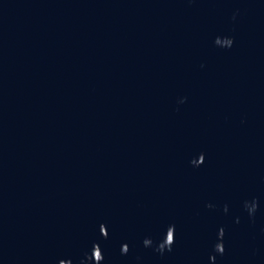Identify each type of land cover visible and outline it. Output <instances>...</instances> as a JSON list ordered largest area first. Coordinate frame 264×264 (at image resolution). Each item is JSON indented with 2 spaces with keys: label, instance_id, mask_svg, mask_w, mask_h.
<instances>
[{
  "label": "water",
  "instance_id": "water-1",
  "mask_svg": "<svg viewBox=\"0 0 264 264\" xmlns=\"http://www.w3.org/2000/svg\"><path fill=\"white\" fill-rule=\"evenodd\" d=\"M0 264H264V0H0Z\"/></svg>",
  "mask_w": 264,
  "mask_h": 264
}]
</instances>
